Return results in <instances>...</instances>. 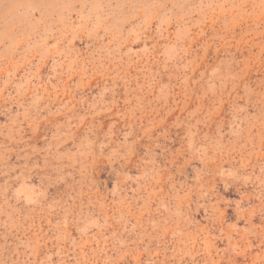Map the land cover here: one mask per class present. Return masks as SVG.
I'll list each match as a JSON object with an SVG mask.
<instances>
[{
  "label": "rangeland",
  "instance_id": "rangeland-1",
  "mask_svg": "<svg viewBox=\"0 0 264 264\" xmlns=\"http://www.w3.org/2000/svg\"><path fill=\"white\" fill-rule=\"evenodd\" d=\"M0 264H264V0H0Z\"/></svg>",
  "mask_w": 264,
  "mask_h": 264
}]
</instances>
